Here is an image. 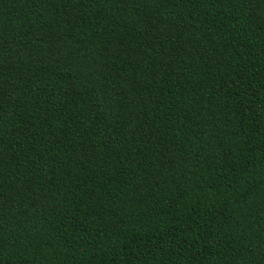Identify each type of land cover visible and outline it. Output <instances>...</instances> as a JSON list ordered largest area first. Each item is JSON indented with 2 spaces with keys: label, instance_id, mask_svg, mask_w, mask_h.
Instances as JSON below:
<instances>
[{
  "label": "trees",
  "instance_id": "16d2710c",
  "mask_svg": "<svg viewBox=\"0 0 264 264\" xmlns=\"http://www.w3.org/2000/svg\"><path fill=\"white\" fill-rule=\"evenodd\" d=\"M0 264H264V0H0Z\"/></svg>",
  "mask_w": 264,
  "mask_h": 264
}]
</instances>
